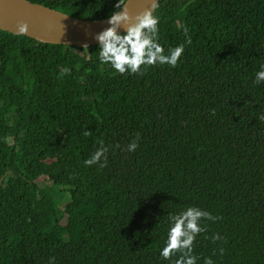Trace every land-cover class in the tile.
<instances>
[{
	"label": "trees",
	"instance_id": "trees-1",
	"mask_svg": "<svg viewBox=\"0 0 264 264\" xmlns=\"http://www.w3.org/2000/svg\"><path fill=\"white\" fill-rule=\"evenodd\" d=\"M27 1L83 20L116 3ZM159 15L166 48L184 41L181 25L192 43L176 68L143 75L101 65L98 46L0 30V264H167L166 214L187 205L221 218L196 254L264 264V84L252 82L264 0H162ZM137 135L136 151H122ZM99 140L107 166L87 168Z\"/></svg>",
	"mask_w": 264,
	"mask_h": 264
},
{
	"label": "clouds",
	"instance_id": "clouds-1",
	"mask_svg": "<svg viewBox=\"0 0 264 264\" xmlns=\"http://www.w3.org/2000/svg\"><path fill=\"white\" fill-rule=\"evenodd\" d=\"M25 4V0H20ZM162 0H147V7L130 14L129 0H116L114 10L108 15L106 29L94 36L98 47L97 59L101 65H107L114 73L121 76L143 75L150 67L167 66L176 68L185 53L186 45H191L192 39L188 28L181 25L184 41L174 47H165L160 40V15L159 9ZM61 17H65L61 15ZM123 29L122 34L118 31ZM28 25L18 22L15 36H28ZM71 69L61 67L57 73L60 77L70 75ZM253 84H264V62H261L252 77ZM259 119L264 121V115ZM91 133L84 131L83 136L89 137ZM139 135L131 140L123 149L133 153L139 147ZM96 150L85 160L83 165L87 168L107 166V153L109 148L99 140ZM115 147L119 148L120 145ZM221 219L210 211L197 205H187L178 211L168 212L164 222L162 243L158 248V257L167 264H216L212 256H201L195 253L194 247L198 236L208 232V223H215ZM206 239L209 237L205 236ZM210 240L217 247L213 255L223 257L224 248L218 242H223L224 237L219 233H212ZM47 264H55V257H48Z\"/></svg>",
	"mask_w": 264,
	"mask_h": 264
},
{
	"label": "water",
	"instance_id": "water-1",
	"mask_svg": "<svg viewBox=\"0 0 264 264\" xmlns=\"http://www.w3.org/2000/svg\"><path fill=\"white\" fill-rule=\"evenodd\" d=\"M130 14L147 7V0H129ZM61 15L65 17H61ZM106 19L83 20L25 0H0V30L15 32L18 22L28 25V38L37 42L87 48L98 46L94 36L109 27ZM121 34L123 29L118 30Z\"/></svg>",
	"mask_w": 264,
	"mask_h": 264
}]
</instances>
